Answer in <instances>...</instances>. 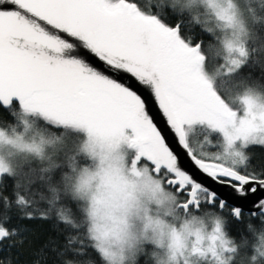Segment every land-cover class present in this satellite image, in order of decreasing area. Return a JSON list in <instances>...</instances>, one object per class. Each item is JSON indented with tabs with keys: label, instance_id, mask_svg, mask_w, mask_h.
<instances>
[{
	"label": "snow or ice",
	"instance_id": "snow-or-ice-1",
	"mask_svg": "<svg viewBox=\"0 0 264 264\" xmlns=\"http://www.w3.org/2000/svg\"><path fill=\"white\" fill-rule=\"evenodd\" d=\"M0 109V246L15 205L75 232L62 264H264V198L229 208L176 150L240 197L264 190L246 152L264 146V0H0ZM226 210L260 219L253 241Z\"/></svg>",
	"mask_w": 264,
	"mask_h": 264
},
{
	"label": "trees",
	"instance_id": "trees-1",
	"mask_svg": "<svg viewBox=\"0 0 264 264\" xmlns=\"http://www.w3.org/2000/svg\"><path fill=\"white\" fill-rule=\"evenodd\" d=\"M186 34L192 35L196 40H204L206 44L211 40V37L202 32L199 27L192 29L191 32L186 30ZM249 72L253 74L254 78H259L261 68L259 66L255 68L246 67L243 69L242 74L247 75ZM10 122H12V117L9 113L4 109H0V124ZM246 152L251 157V166L257 169L264 168V146H250ZM14 185V179L4 177L0 181V194L14 199ZM39 206L46 207L44 204ZM72 208L75 211V205H72ZM3 211L4 209L0 206V213H3ZM7 215L10 217L7 221V227L16 228L19 232L11 240L3 241V245L0 246V260L7 261L10 259L11 264H35L36 261H39V264H62V258L58 257L53 249L62 248L66 237L69 234H75L69 226L58 221L54 214L47 220L22 218V211L17 209L15 205L7 212ZM224 215L228 221L227 230L237 241L242 236L247 237L250 242L254 240L253 234L248 231L250 223L257 229L262 226L259 218H250L247 214L240 221L229 216L227 210ZM21 238L23 243L18 242ZM10 243L11 247H9ZM248 254H251L250 248ZM93 256L98 259L95 254ZM146 261L147 257H142L139 264H146Z\"/></svg>",
	"mask_w": 264,
	"mask_h": 264
},
{
	"label": "water",
	"instance_id": "water-1",
	"mask_svg": "<svg viewBox=\"0 0 264 264\" xmlns=\"http://www.w3.org/2000/svg\"><path fill=\"white\" fill-rule=\"evenodd\" d=\"M145 97L148 100V102L152 108L153 115L155 116L157 122L159 123V126L162 129H165V132L167 133L165 121L162 118L161 114L159 113L157 106L152 101L151 96L148 95L147 93H145ZM170 139H171V137H170ZM173 146L175 147L174 142H173ZM176 150L178 153H180L181 161L183 163V166L186 168V170H188L194 176V178L197 179L199 182H201V183L209 186L210 188L216 190L218 192V194L221 196V198H224L228 201L230 207L231 206H241V207H243L245 213H247L249 210L253 209V205L256 201L264 198V190H258L254 194L249 193L245 197H240L231 188H228V187H225L223 185L214 183L209 177L203 175L202 173H200L199 171L194 169L191 166L190 162L188 161L187 157L185 155H183L182 152H180L179 148H177Z\"/></svg>",
	"mask_w": 264,
	"mask_h": 264
}]
</instances>
